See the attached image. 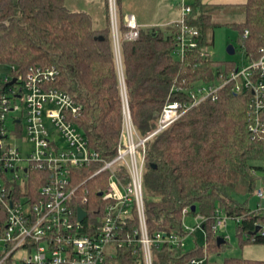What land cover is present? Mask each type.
<instances>
[{
  "label": "trees",
  "instance_id": "trees-1",
  "mask_svg": "<svg viewBox=\"0 0 264 264\" xmlns=\"http://www.w3.org/2000/svg\"><path fill=\"white\" fill-rule=\"evenodd\" d=\"M243 6L245 19L231 26L239 32L236 51L240 48L251 62L264 54V0H247ZM191 19L200 29V46L184 60L175 55L173 25L142 27L138 39L122 42L128 105L141 135L156 129L169 99L180 98L172 91L174 86L189 88L196 81L214 80L220 70L241 66L236 61L202 59L207 27L214 24L212 14L194 0ZM0 64H14L19 70L30 65L54 66L59 72L56 86L82 106L74 123L89 147L104 158L116 154L123 128V99L109 17L107 27L96 29L89 12L68 8L65 0H0ZM252 98L251 88L236 93L229 83L215 100L203 101L147 142L144 199L150 234L187 236L183 209L196 206L187 216L200 214L205 221L201 230L190 235L197 241V232L204 231L207 237L205 246L196 242L188 251L185 246L164 243L154 251V264H191L192 258H205L203 264H264V260L243 257L209 262V255L227 243L219 245L218 234L212 230L218 209L237 221L240 244H264V235L255 233L257 226L264 229V213L239 199L253 194L260 176L264 181V130L259 134L250 130ZM260 119L264 124V111ZM85 171H77L75 179L85 178ZM105 176L85 183L87 201L79 199L77 206L100 214L94 208L100 203L98 189L105 187ZM42 177V173L31 174L28 189L37 193ZM5 217L0 208V222ZM135 224L133 219L130 227ZM139 257L119 249L106 264H139Z\"/></svg>",
  "mask_w": 264,
  "mask_h": 264
},
{
  "label": "built area",
  "instance_id": "built-area-1",
  "mask_svg": "<svg viewBox=\"0 0 264 264\" xmlns=\"http://www.w3.org/2000/svg\"><path fill=\"white\" fill-rule=\"evenodd\" d=\"M176 1L180 18L172 24L177 36L175 55L184 60L199 49L201 33L191 19L194 0ZM107 7L123 99V128L113 157L104 158L89 147L88 139L74 123L82 106L56 86L59 72L54 66L30 65L19 70L14 64H0V208L6 213L0 222V264H106L119 249L140 254L139 264H154L155 249L164 243L185 246L187 237L202 229L205 217L198 214L195 224H188L191 209L185 207L187 236L150 234L144 199L147 142L203 101L215 100L229 83L236 93L252 89L254 118L249 127L254 134L264 130L260 119L264 111L263 54L247 65L218 71L212 81H196L189 88L174 86L172 91L180 98L169 99L156 129L141 135L128 105L121 46L124 40L138 39L143 26L134 14L121 15L118 0H107ZM200 57L212 58L205 47ZM2 66L8 69L1 70ZM256 73L259 76L254 79ZM47 120L53 131L47 127ZM81 170L87 175L79 181L75 177ZM35 172L42 173L44 179L37 193L28 189ZM103 173L105 187L98 189L100 203L94 208L100 214L81 207L87 215L80 221L77 201H87L84 185ZM255 194L263 200L264 186L255 189ZM254 210L261 212L262 205ZM133 219L136 224L132 228ZM228 219L218 209L213 232L219 234ZM258 232L264 235V229ZM16 253L25 254L17 259ZM204 261L192 258L190 262Z\"/></svg>",
  "mask_w": 264,
  "mask_h": 264
},
{
  "label": "rangeland",
  "instance_id": "rangeland-1",
  "mask_svg": "<svg viewBox=\"0 0 264 264\" xmlns=\"http://www.w3.org/2000/svg\"><path fill=\"white\" fill-rule=\"evenodd\" d=\"M131 1H133V3L139 7V9H137L136 11L140 12L141 15H143L144 17L149 18V20H159V18H161V15L163 14V8L166 6L167 3L165 0H131ZM66 3L70 9H74V10L88 11L87 8H91V6H89L90 3L87 2L86 0L85 1L66 0ZM245 10H246L245 6L241 5L233 8H221L213 12L212 21L215 24L209 25L207 27L206 36H207L208 44L205 46L206 51H208L211 54L213 59L221 60V61L223 60L236 61L239 64L244 63V54L240 48H237V51L232 55L229 54L227 50L229 45H234L238 47V36H239L238 30L222 22L237 20L236 16H238V14L235 13H240L241 11L244 12V16H245V12H246ZM92 12H94L92 13V15L95 21V28L97 25L101 26L103 23L104 24L106 23L102 20L103 16L101 9H99V11L96 13V6H95L93 7ZM224 13L229 15H224ZM231 13L234 14L232 16H235L234 17L235 19L233 17H230ZM7 69L8 68L6 66L1 67V70L6 71ZM47 127L51 131L54 130V127L51 125V123L48 120H47ZM239 199L240 201H245L248 199L249 200L248 203L250 206L256 204V200H257L255 196L250 197L248 195H240ZM186 222L191 225L195 224V220L193 217H189L188 219H186ZM224 228L225 229H223L224 230L223 235L230 236V240L227 241L225 247L220 252L211 253L209 255V262H222L226 257L264 259V244L247 243L242 245L239 243L237 237V221L235 219H231V218L228 219L227 224ZM196 235H197V241L195 240V237L191 235L186 239L185 249L187 251L189 249H192L195 246L196 242L198 245L201 246L206 245L207 243L206 233L204 231H199L197 232ZM24 254L25 253L22 254L16 253L15 258L19 259L20 257L24 256Z\"/></svg>",
  "mask_w": 264,
  "mask_h": 264
},
{
  "label": "crops",
  "instance_id": "crops-1",
  "mask_svg": "<svg viewBox=\"0 0 264 264\" xmlns=\"http://www.w3.org/2000/svg\"><path fill=\"white\" fill-rule=\"evenodd\" d=\"M86 1L90 3L89 6H91V8H87L88 9L87 12H89V13L91 12L90 13L91 15H92V13H94L92 11H93V7H95V6H96V13L99 11V9L102 10V16H103L102 20L104 22H106V23L105 24L103 23L101 26H98L96 24L98 26V27L96 26V29H102V28L106 27L108 25V10H107L106 0H86ZM165 1L167 3H166V6L163 8V14L161 15V18H159V20H149V18H146L143 15H141L140 12L136 11L137 9H139V7L137 5H135L133 3V1H131V0L130 1H128V0H119V7H120L121 12H123V13H132V14H134L137 17V20L139 21V23L143 27H158L159 26V27H164L165 28L166 26L167 27L168 26H172V24L175 21L179 20V18H180V9L178 7L177 1L176 0H165ZM199 1H201V3L206 6V8L209 10V12L211 14H213V12L216 11L217 9L233 8V7H238V6L244 5V3H246L247 0H199ZM65 4L69 8V6L66 3V0H65ZM84 11H86V10H84ZM235 14H238V16H236L237 20L225 21V22H222V23L227 24L228 26H231L232 23H239V22H242L245 19L243 11H241L240 13H235ZM224 15H229V14H225L224 13ZM232 15H234V14L231 13L230 17L234 18L235 16H232ZM92 18H93V15H92ZM93 22H94V26H95L94 18H93ZM212 23H213V21H212ZM232 28H234V27H232ZM248 63L249 62L244 57V63L241 64V66L247 65ZM263 186H264V181H263L262 177L260 176L258 178V181H257L256 189L257 188H261ZM251 196H255L257 200H256V204H253V206H250V205L249 206L252 209H256L258 207V205L260 204V205H262V208H263L262 212L264 213V199L260 201L258 196L255 194V191L253 192V194ZM223 229H225V228H223ZM223 229L221 230V233L219 234L222 237L224 236L223 235V232H224ZM228 240H230V236H229ZM228 240H225V241H228ZM248 259H253V258H248ZM258 260H264V259H258Z\"/></svg>",
  "mask_w": 264,
  "mask_h": 264
},
{
  "label": "water",
  "instance_id": "water-1",
  "mask_svg": "<svg viewBox=\"0 0 264 264\" xmlns=\"http://www.w3.org/2000/svg\"><path fill=\"white\" fill-rule=\"evenodd\" d=\"M100 38H102V37H100ZM227 50H228V53L231 55L236 52L234 45H229ZM191 209H192V211H196V206H192ZM86 215H87V212L83 208L79 207L78 208L79 220L82 221L84 219V217H86ZM259 230H260V226H257L255 233H257ZM217 242L219 245L225 243L224 237H222L221 235H218L217 236Z\"/></svg>",
  "mask_w": 264,
  "mask_h": 264
}]
</instances>
